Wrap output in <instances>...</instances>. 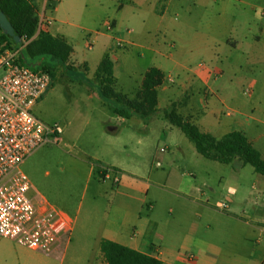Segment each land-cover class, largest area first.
I'll use <instances>...</instances> for the list:
<instances>
[{
  "label": "crops",
  "instance_id": "1",
  "mask_svg": "<svg viewBox=\"0 0 264 264\" xmlns=\"http://www.w3.org/2000/svg\"><path fill=\"white\" fill-rule=\"evenodd\" d=\"M56 1L52 13L53 23L45 32L64 38L72 46L73 52L69 64L74 63V69H79L83 65L85 71H89L90 62L93 60L96 61L97 70L105 55H109L115 69V63L121 61L122 56H130L129 53H122L123 50L133 47L150 51L156 61L152 67L160 69L165 74V80L172 85L166 87L167 83L164 84L166 82L164 80V86L159 87L164 91H170V96L175 97L174 100H169L168 107L173 103L176 104V110L181 106L186 107L188 116H181L191 121L190 113L196 109L195 104L198 103L202 108H208L209 117H213L219 127L228 123L232 127L229 132L240 131L248 139L251 133L258 136L256 133L264 124L261 112L255 107L248 112L246 102L237 98V89L251 80L245 75L246 71L243 67L246 64L252 69L255 68L259 77H264V15L262 14L264 0ZM46 2L47 0H35L34 4L41 9ZM213 4H218L216 8L222 12L229 8L234 10L236 20L229 31V36L222 43L212 46L202 43L189 44L188 47L180 49L181 53L179 51L177 54L167 55L166 58L162 49L167 38L172 41L173 47L178 46L180 42L179 33L182 29L178 24L181 10L185 12L182 17L189 21L193 17H198V12L201 15L202 12L204 14L207 10L214 9ZM53 28L55 33H52ZM82 45L89 51H96L88 59L79 62ZM196 57L207 58L210 66L200 63L198 70H192L190 63ZM173 73L174 75L171 76ZM144 74L141 77V86ZM114 78L115 89L118 91L115 71ZM256 82L253 80L252 85L254 86ZM120 93L127 96L123 92ZM46 94L38 104L45 99ZM82 94L91 101L99 102V107L107 110L109 121L123 124L136 117L125 119L114 115L94 88L87 89ZM137 94L127 98L133 99ZM195 95H199L200 99L194 100L193 103ZM180 98H182L181 102H179ZM231 102L234 108L227 112V118H223L221 107L229 109ZM157 109H160L159 92ZM205 118L204 115L200 124L196 125L203 132L211 134V130L203 128L210 126V121ZM119 131V126H109L111 134ZM229 132L214 136L221 138ZM63 134L64 130L61 128L60 141L63 140ZM260 137L261 135L255 139L258 140ZM249 141L253 144V140L249 139ZM126 148L127 145L121 144L120 152L122 153ZM241 164L243 167L244 164ZM110 169L122 174L118 178V189L114 195L117 199L114 205L122 214L119 218L108 216L102 234L97 240L99 249L100 242L106 239L156 258L163 264H264L263 175L253 176L251 192L256 193V201L251 210L248 203L243 204L242 209L237 206L239 188L245 193L248 190L246 184L244 187L243 184H237L238 188H236L231 181L225 182L228 185L224 199L228 204L225 203L226 207L223 208L219 207V204L224 202L217 200L213 205L211 202L213 197L195 185L194 174H191L192 181L185 187L171 189L167 184L154 182L149 174L141 173L140 168H126L120 164H113ZM202 175L204 180L202 187H207L213 195H216V187L209 186L208 181L212 177L217 178L220 187L225 178L212 172ZM242 177L249 179L243 170L228 175V178L234 180L243 179ZM154 186L171 194L177 200L175 207L170 208V216L165 222L142 215L145 198L150 188ZM149 209L153 211L155 205L151 203ZM62 239L51 253L45 254L0 237V264H63L64 256L58 263L52 255L60 251ZM190 254L194 259L189 258ZM97 258V264H107L101 251L98 252Z\"/></svg>",
  "mask_w": 264,
  "mask_h": 264
},
{
  "label": "rangeland",
  "instance_id": "2",
  "mask_svg": "<svg viewBox=\"0 0 264 264\" xmlns=\"http://www.w3.org/2000/svg\"><path fill=\"white\" fill-rule=\"evenodd\" d=\"M55 2L57 3L56 0H47L41 9L35 5L39 20L44 13L45 18L51 24L53 23L52 13ZM213 5L214 9H209L204 14L202 12L201 15L197 11L198 17H193L189 21L182 17L185 12L181 10L178 24V27L182 29L179 33L181 34L180 42L178 46L173 47L172 41L167 38L162 49L166 58L167 55L179 53L181 48L188 47L189 44L200 45L202 43L212 46L222 43L229 36V31L236 20L234 10L229 8L222 12L216 8L218 4ZM75 23L78 24V22ZM45 28L47 29L48 25ZM52 33H55L54 28ZM95 51H89L82 45L79 62L88 59ZM122 53H129L130 56H122L121 61L115 63L114 71L118 79L117 90L131 98L137 94L143 74L153 64H156L155 56L150 51L133 47L123 50ZM200 63H204L203 65L207 67L210 66L207 58L196 57L190 63V68L196 71ZM90 64L89 71H85L84 66L81 65L68 76L61 69L55 72L49 92L45 99L34 108L33 113L43 123L57 124L63 128L64 134L61 135L63 140L45 144L21 166L33 186L30 196L36 202L46 200L73 219L72 231L62 239L60 251L52 254L58 263L64 256L63 264H97V255L100 251L97 240L102 234L105 222L109 215L110 218H119L122 214L114 205V202H117L114 195L118 189V183L115 184L114 177L120 178L122 174L110 171L109 178L105 180L100 174L102 168H111L113 164H120L126 168H140L141 173L149 174L154 182L167 184L171 189L185 187L192 181L191 174H194L195 185L213 197L211 201L213 205L217 200L228 204L224 199L228 185L225 184L226 181H231L236 188H238L237 184H243V187L246 184L248 190L245 193L239 188L237 206L242 209L243 204L248 203L252 210V205L256 201V193L251 192V183L253 176L261 177V174L255 172L251 165L242 167L239 159H235L231 164H222L200 155L185 134L164 116L169 100L175 99L174 96H170V91L158 89L160 109L148 122L137 117L123 124L113 120L109 121L107 110L101 109L99 102L91 101L82 94L92 88L75 79L76 76H84L88 79L95 77L96 61L91 60ZM69 65L73 67L74 63ZM243 68L246 71V77L251 80L239 86L237 98L246 102L248 112H251L253 107L257 108L264 122V77H259L255 68L252 69L247 64ZM173 75L174 73L171 76ZM253 80L257 81L254 86L252 85ZM164 84L167 85L166 87L172 86L168 81ZM140 91L141 89L138 93ZM196 99L199 100L200 96L195 95L193 103ZM181 100L182 98L179 102ZM195 106L196 109L190 113L193 123L199 125L205 115V119L210 121V126L203 127L204 130H211V134L215 136L231 131L232 127L228 123V126L219 127L215 119L209 117L208 108H202L198 103ZM228 108L221 107L223 118H227L226 114L234 108V104L229 103ZM186 110V107L181 106L176 112L187 117ZM200 113L204 114L200 115ZM112 125L119 126L120 131L111 134L109 126ZM256 135H261L260 139H255L258 136L252 133L248 137L253 140V146L264 158V124ZM121 144L127 145L122 153L120 152ZM237 170H243L249 179L228 178L230 173ZM207 172L225 178L220 187L217 178L212 177L208 181L209 186L216 187V195H213L207 187H202L204 182L202 174ZM204 199L205 197L202 198ZM176 202V198L171 194L156 186L151 187L145 198L142 215L165 222V219L170 216V208H174ZM151 203L155 205L153 211L149 209ZM239 233H242L241 229Z\"/></svg>",
  "mask_w": 264,
  "mask_h": 264
},
{
  "label": "built area",
  "instance_id": "3",
  "mask_svg": "<svg viewBox=\"0 0 264 264\" xmlns=\"http://www.w3.org/2000/svg\"><path fill=\"white\" fill-rule=\"evenodd\" d=\"M26 1L35 5V0ZM50 24L43 13L38 33L46 31ZM21 49L0 41V237L49 254L70 234L73 219L46 200L36 202L30 196L33 186L21 166L45 144L59 142L61 127L47 125L34 115V107L50 89L52 77L48 72L21 65ZM110 171L113 170L101 169L103 180L109 178ZM114 182H119L117 176ZM189 258L194 256L190 254Z\"/></svg>",
  "mask_w": 264,
  "mask_h": 264
},
{
  "label": "trees",
  "instance_id": "4",
  "mask_svg": "<svg viewBox=\"0 0 264 264\" xmlns=\"http://www.w3.org/2000/svg\"><path fill=\"white\" fill-rule=\"evenodd\" d=\"M0 10L12 24L15 33L27 42L20 51L21 65L33 71L48 72L52 78L58 69L66 75L75 72L69 65L72 46L64 38L48 32L41 31L37 34L39 17L35 5L26 0H0ZM0 41L10 48H18L13 38L5 35L1 28ZM94 76L92 80L84 76H76L75 79L96 89L114 115L125 119L136 116L148 122L158 112V88L165 80V74L160 69L151 67L146 71L141 91L133 99L116 91L114 64L109 55L103 57ZM164 116L185 134L204 158L222 164H230L239 159L244 165H251L255 172L264 176V158L242 132L232 131L216 138L178 114L175 103L164 110ZM100 251L107 264H163L156 258L106 239L100 242Z\"/></svg>",
  "mask_w": 264,
  "mask_h": 264
},
{
  "label": "water",
  "instance_id": "5",
  "mask_svg": "<svg viewBox=\"0 0 264 264\" xmlns=\"http://www.w3.org/2000/svg\"><path fill=\"white\" fill-rule=\"evenodd\" d=\"M0 28L5 35L11 36L18 44V48H23V39H21L14 31L12 24L8 21L5 14L0 10Z\"/></svg>",
  "mask_w": 264,
  "mask_h": 264
}]
</instances>
